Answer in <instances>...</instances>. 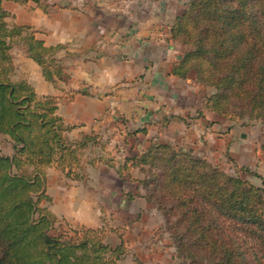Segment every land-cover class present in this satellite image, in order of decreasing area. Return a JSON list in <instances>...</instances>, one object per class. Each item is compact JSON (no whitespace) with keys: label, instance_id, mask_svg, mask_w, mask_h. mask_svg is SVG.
Listing matches in <instances>:
<instances>
[{"label":"trees","instance_id":"1","mask_svg":"<svg viewBox=\"0 0 264 264\" xmlns=\"http://www.w3.org/2000/svg\"><path fill=\"white\" fill-rule=\"evenodd\" d=\"M13 1L50 13L48 0H0V264H120L124 240L113 246L106 226L73 224L44 202L47 170L56 167L71 180L81 177L82 150L99 135L71 140L73 126L58 114L57 98L39 95L15 80L12 50L26 45L44 77L58 85L69 77L56 56L29 25L9 24L2 3ZM171 38L188 50L172 73L193 72L213 88L205 108L237 121L242 115L264 127V0H191L171 28ZM151 164L159 168L139 182L144 197L161 209L176 241V257L192 264H264V187L227 175L210 161L167 143H153L128 158L119 173ZM147 170V169H146ZM133 196V194H130Z\"/></svg>","mask_w":264,"mask_h":264},{"label":"crops","instance_id":"2","mask_svg":"<svg viewBox=\"0 0 264 264\" xmlns=\"http://www.w3.org/2000/svg\"><path fill=\"white\" fill-rule=\"evenodd\" d=\"M48 3L55 4L50 13L3 1L5 21L32 26L46 46L60 45L56 56L69 77L58 85L47 80L26 45L18 42L12 50L15 79L29 82L39 95L57 98L58 114L74 127L66 132L69 139L94 133L107 146L100 150L106 157L77 180L49 168L51 201L44 205L73 224L106 226L110 244H126L120 264H183L162 232L158 210L143 196L141 169L129 162V170L118 172L126 159L142 156L153 143L217 153L231 143L234 133L223 116L205 108L202 100L186 101L194 76L172 73L186 51L171 38L181 1Z\"/></svg>","mask_w":264,"mask_h":264},{"label":"rangeland","instance_id":"3","mask_svg":"<svg viewBox=\"0 0 264 264\" xmlns=\"http://www.w3.org/2000/svg\"><path fill=\"white\" fill-rule=\"evenodd\" d=\"M180 1L182 3L181 10L183 12L189 7L191 0ZM176 41L179 42L184 48H186V51L188 50L187 45L184 44L182 40ZM191 75H193L195 78L193 72L191 73ZM190 86L192 88L190 90V93L186 94L187 97L185 99L192 105L197 104L201 100L203 101V103H205L206 98L213 91V88L209 86L200 85L196 79L193 81V83H191ZM226 120L229 122V129L234 133L231 143L228 145L227 149L223 150L222 148V151L217 153L211 152L209 151V149L208 151L207 149L200 150L199 148H195V146H191V148L187 147L184 150L200 158L210 161L227 175H231L233 177H241L254 186L264 187V127L262 122L258 120H249L246 115H242L237 121H231L228 118ZM0 146L4 154L10 151L14 152L12 141L7 136L1 137ZM106 146L107 144L105 139L99 137L96 144L93 145V142H89V145L82 150L81 172H84V175L85 173H87V168L89 166H94L97 164L99 157H106L105 154H102L100 152V150L106 151ZM173 147L176 148L175 146ZM98 153L101 154L99 155ZM158 170L159 168L153 167L151 164H148L145 166L144 171H142L143 177H150L153 172H157ZM152 205L159 212L162 221V232L164 233V236L176 250V241L169 229V224L166 221L164 212L156 205ZM180 261L183 264H192L191 261L187 259H182Z\"/></svg>","mask_w":264,"mask_h":264}]
</instances>
